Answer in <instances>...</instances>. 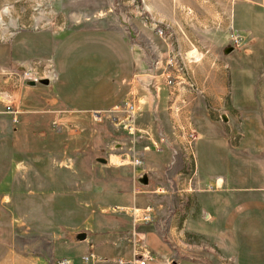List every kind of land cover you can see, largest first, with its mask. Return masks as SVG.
Returning <instances> with one entry per match:
<instances>
[{"label": "crops", "instance_id": "0c3cea01", "mask_svg": "<svg viewBox=\"0 0 264 264\" xmlns=\"http://www.w3.org/2000/svg\"><path fill=\"white\" fill-rule=\"evenodd\" d=\"M81 2L76 10L79 14L74 15V19L89 17V22L85 21L64 32L44 28L21 29L12 33L8 40L0 41V68L17 70L22 67L21 65L35 60H44L52 64L55 74L53 82L46 86L41 85L43 91L40 94L39 92L33 93L29 103L25 104L26 108H23L22 101L23 88L26 85L16 87L15 80L12 78L1 81L2 89L7 93H12L15 87L18 89L15 90L16 123H13L12 115L7 113L5 107L0 104V152L6 145L5 139L13 142L17 131L15 126L23 127L20 132L24 133L27 132V129L31 131L46 129V127L52 128L53 123L62 127L66 119H72L71 122L77 121L80 117L85 118V113L90 111H111L123 102L130 85L138 94L144 96L141 87L135 82L138 75L146 72H159L163 66L165 68L168 60L164 62L163 66L157 67L156 64H159V60L166 52L169 59L172 54L169 49L172 46V41L167 34L166 37L160 38L155 33L163 44H158L159 41L154 44V41L151 40L150 30H142L146 25L143 24L140 14L149 9L144 3L140 7L124 9L125 11L122 12L119 9L115 10L114 0H82ZM126 3L132 7L133 0H128ZM134 10H137V13L132 15ZM127 14H131V18L135 19L129 22ZM138 22L141 23L142 29L137 25ZM133 27L136 31L133 30ZM226 68H228L227 72L224 71ZM208 72L206 83L209 93L203 98L194 97L188 105L187 114L193 118L191 121L201 116L218 130L225 131V139L228 142H230L229 139L234 141L237 138V144L233 146L235 149L238 147V142L245 139V136L235 129L237 114L234 115L231 110L237 111V109L232 107L230 110L227 106L225 108L230 91L228 59L224 66L212 64ZM258 88L259 86L255 83L254 97L255 101H259V104L262 105L261 101L264 95L261 88L259 93ZM231 97H229L230 102ZM143 99L145 100L144 110L138 119V126L149 130L150 139L157 144V147H150L151 143L143 140L140 143L139 151L143 153L144 157L147 152L165 150L171 157V161L164 165V169L160 173L159 182L153 188L144 189L136 186L134 179L140 173L138 170L131 171L132 194L134 198L139 196L141 201L138 204L134 200L132 205L120 207L142 209L151 206L154 209L153 221L148 225H140L136 229L137 233L142 234L144 243L152 254V259L146 264H264V255H256L254 252L245 257H241L238 253L234 263V259L222 254L217 246L218 241L214 240L211 234L205 236L190 228L191 220L198 219L201 212L199 194L210 190L212 195H236L238 199H241L246 194L264 191H258V189L264 188L243 186V180L232 182L230 179L220 177L213 179L206 175L196 177L195 142L192 143L194 157V173L191 177L194 180L192 190L189 186L190 188L183 189V194H178V197L175 195L162 197L154 193L157 185H165V177L162 173L168 169L174 170L177 176L182 177L184 186L187 183L190 185L192 179H188L183 174L185 171L184 162L190 159V153L185 148L184 140L177 129L172 127L170 131H167L162 125L161 117L167 114L166 95L162 110H160L159 92L155 108L151 104V95H147ZM205 102L213 105L211 109L206 106ZM214 108H220L217 111V116H215ZM211 110L213 111L211 112ZM223 115L228 118L226 123L216 120ZM9 121L13 128H9ZM71 122L68 121L67 124L70 125ZM53 130L56 133H61V129ZM83 133L77 134L68 131L67 135L79 142L83 139L82 137L80 139ZM40 135L45 136V133L41 132ZM91 136L89 135L87 138L91 139ZM55 142L59 144V148L51 147L50 150L46 148L45 152L55 159L60 158L58 165L67 170L69 174L80 178L77 195L80 197L78 206L81 209L79 211L75 209L77 223L57 226L48 231L36 225L35 219L30 222L29 217H36L35 212L28 208L20 210V207L14 204L13 197L15 189H22L20 195L24 197L23 201H25L26 197L36 193L33 189L34 185L37 190H42L41 185L48 184L46 179L41 176L44 160L39 156L40 152L29 153L27 159L14 157L15 154H13L6 173L0 176V264H57V261L61 259L67 260L69 264H119V260H123L124 264H129L133 258L130 245L133 232L132 220L124 212H104L109 210V207L102 206L99 200L102 194L110 191L111 184L99 181L100 183L95 185L92 174L97 168L98 174L102 175L110 170L116 171L122 167L131 166L128 164L104 165L98 163L96 159L81 163L79 160L82 155L76 147L72 149L70 145L60 143V141ZM92 144L94 145V140ZM90 146H92L91 143ZM144 146H148L149 151L144 152ZM60 148H63L61 154L58 152ZM67 148H71L72 153L76 151L74 159L67 156ZM257 148L264 150L263 146ZM92 149L94 152L95 149L93 147ZM251 151L254 153V150ZM112 157L121 159L119 156L112 155ZM1 167L0 161V170ZM30 172L31 175L27 177ZM115 177L117 175L112 174V178ZM104 178L111 180L110 176H104ZM60 182L67 184L66 179L62 177ZM254 182L257 183L258 179L255 178ZM85 184L89 185L84 186ZM102 184L105 185L103 193L100 190ZM234 184L239 186L235 187ZM233 199L232 197V202H234ZM24 203L22 204L24 205ZM248 205L254 207L256 204L249 201ZM100 214H117L119 217L102 221ZM228 217L226 208L212 219L215 232L226 230L225 220H228ZM79 232L86 233L85 241L72 242L69 237L70 233ZM249 247L252 250L255 249L254 245H249ZM60 248L61 251L63 248L62 252H59ZM60 253L62 256L59 257ZM89 254H92L94 259L85 262L83 257Z\"/></svg>", "mask_w": 264, "mask_h": 264}, {"label": "rangeland", "instance_id": "374dc122", "mask_svg": "<svg viewBox=\"0 0 264 264\" xmlns=\"http://www.w3.org/2000/svg\"><path fill=\"white\" fill-rule=\"evenodd\" d=\"M81 1L0 0V41L8 40L12 33L21 29L44 28L64 32L74 26L81 25L85 21L89 22V17L74 19V15L79 14L76 10L79 4L82 3ZM127 1L114 0L115 10L119 9L123 12L124 9L128 10L135 6L140 7L144 3L149 9L144 10L143 15H150L149 17L152 18L153 22L158 23V26L165 29V34L172 41V46L169 48L172 53L170 56L177 55V59L183 68V78L186 82L194 84L195 91L191 95H187L190 101L196 96L203 98L209 93L206 79L212 64L224 66L229 54L233 52L231 57L233 55L237 56L240 64H237L238 70H235L231 65L229 72L230 91L228 89L225 108L228 107L231 110L234 107L237 109V111L231 110L234 115L237 114V126L232 125V127H235L241 135L245 136V139L240 140L238 147L234 149L233 146H236L237 138L234 141L229 139L230 142H228L225 139V131L218 130L204 117L195 118L192 123L198 137L194 143L196 177L206 175L211 176L213 179L216 177L230 179L232 182L243 180L244 184L242 185L245 187L264 188V150L257 148L258 146L264 147V98L262 97V105H260L254 97L255 83L259 86V93L261 88L264 95V65L261 68L258 65L260 73H256L254 76V74L245 71L247 64L244 60V57L247 58L253 52H255L257 59L259 58L261 53L259 54L255 46H260L264 57V0H133L132 7L129 4L127 5ZM136 13L137 10H134L132 15ZM71 17H73V20L70 19ZM126 17L129 22L135 19L131 18V14H127ZM137 25L142 29L141 23L138 22ZM133 30L136 31L134 27ZM142 30H150L151 40L154 41V44L157 41L160 42L158 44H163L149 25H146ZM233 37L238 38L237 44L232 41ZM229 47H232L233 50L228 54H224V50ZM167 55L166 52L162 56L159 64H156L157 67L163 66L164 62L168 60ZM162 70H164V66L158 73ZM224 71L227 72L228 68ZM174 74L176 72L171 73V75ZM16 89L18 88L15 87L11 94L16 96ZM41 91H43V88L38 83L33 87L24 86L22 94L23 108H26L25 104L29 103L33 93L39 92L40 94ZM158 92L160 95V110H162L166 91L163 87H160ZM230 96H232V103L230 102ZM205 104L210 109L213 106L207 102ZM219 109H213L215 116L218 115L217 111ZM190 118L193 120L192 117ZM216 120L221 123V119L216 118ZM68 121L71 122L72 119L64 121L65 124L61 127V133H56L51 127L31 131L27 129V132L22 133L20 131L23 127L20 125L15 126L17 131L13 142L5 139L6 145L3 146L4 148L0 152L2 164L0 176L6 173L13 154H15L14 157L27 159L29 153L40 152L39 156L44 160L41 176L46 179L48 184H42V190H37L34 185L33 189L36 193L26 197L25 201H23L24 197L20 195L22 189H15L13 202L20 207V210L24 208L32 209L36 217H29L30 222L35 219L34 223L36 225L48 231L57 226L77 223L78 218L75 209L78 211L81 209L78 206L80 197L77 195V192H79L77 185L80 178H76L60 167L58 165L60 158L55 159V157L45 152L48 149L50 150L51 147L53 149L59 148V144L55 141L70 145L72 149L76 147L82 155L79 160L81 163L89 160L93 161L94 159L100 163L98 159H104L106 160L104 165H112L113 163L110 162V159L114 158L112 155L119 156L128 162L125 155L131 157V151L134 148L136 152L143 154L139 151L141 144L134 145L130 137L125 133L115 131L108 122L96 125L91 123L88 117H80L77 121L71 122L70 125L75 130L83 129L84 131V133L82 131L84 135L80 136V139L81 137L83 139L78 142L77 139L69 138L67 135L70 126L67 124ZM161 121L167 131L174 127L172 119L167 114L161 117ZM8 124L9 128H13L10 121ZM41 132H44L45 136H41ZM74 133L78 134L79 131H74ZM89 135H92L94 139L92 136L91 139H88ZM93 140L94 145L92 144ZM90 143L92 146H90ZM92 147L95 149L94 152H92ZM71 148H67V156L73 158L76 151L72 153ZM251 150H254V153ZM61 151H63V148H60L58 152ZM190 152L193 155V150ZM143 160L149 178V184L144 189H150L159 182L160 173L163 171L164 165L171 161V157L165 150H156L145 153ZM184 167L183 174L188 179H192L194 159L190 157L186 160ZM131 171L135 172V169L122 167L119 170H110L99 175L98 168L95 170V173L92 174L95 185L104 181L111 184L110 191L100 196L99 201L102 206H108L110 209L132 205L134 200L138 204L140 203L141 198L139 196L134 198L132 194ZM112 174H116L117 177L112 178ZM162 174L165 177V185H157L158 188L164 189V192L158 194L159 196L168 195L173 197L175 195L178 197V194H183V189H189V186H191V190L193 188V179L190 185L187 183L184 186L181 180L182 177L177 176L174 170L170 171L168 169ZM30 175L31 172L27 174V177ZM104 176H110L111 180H105ZM61 177L66 179L67 184L60 182ZM255 178L258 179L257 183L254 182ZM88 185L85 184L84 186ZM102 186L100 190L103 193L105 185L102 184ZM136 186L138 185L136 184ZM238 186L235 185V187ZM223 196L224 199H222ZM232 197L234 202H232ZM198 199L201 212L198 219L191 220V229L205 236L211 234L213 239L218 241L217 246L222 254L234 259V263L238 253L241 257L252 255V252L256 255H264V191L249 193L238 199L236 195H212L208 190L199 194ZM249 201H253L256 205L254 207L249 206ZM23 202H25L24 205ZM226 208L229 214L228 220H225L226 230L215 232L212 219ZM100 215L102 221L119 217L117 214ZM205 216L208 218L205 219ZM249 245H254L255 249L252 250ZM58 256L60 257L62 254L60 253Z\"/></svg>", "mask_w": 264, "mask_h": 264}, {"label": "built area", "instance_id": "2783aa9c", "mask_svg": "<svg viewBox=\"0 0 264 264\" xmlns=\"http://www.w3.org/2000/svg\"><path fill=\"white\" fill-rule=\"evenodd\" d=\"M150 15L140 14L143 18L145 25H149L152 30L155 31L156 35L160 38L166 37L165 29L158 26V23L152 21ZM148 21L147 23H145ZM232 41L238 43V38L233 37ZM23 71L19 72L17 70H8L0 68V104L5 107V111L12 115L13 123H16V96L11 93H7L2 89L1 81L6 78H12L15 80L16 87L25 85L26 82L32 81L38 83L40 80H47L48 83L55 80V74L53 66L48 61L35 60L26 65H21ZM182 66L180 65L177 55H171L166 63L164 70L160 73L153 71L152 73H147L145 75H138L135 78V82L141 87L144 92V96L138 94L133 86L130 85L129 90L126 94L123 102L115 107L111 111H90L85 113L91 123L102 124L104 122L110 123V125L115 129V131L125 133L130 137L132 143L136 145L135 139L138 136H143L144 141L151 143L153 147H157V144L150 139V132L148 129L140 128L138 126V119L143 113L145 100L143 99L147 95H151L152 107L155 108L158 99V90L160 87L166 89V111L168 116L173 121V129H177L179 135L184 140L185 148L190 152L192 150V143L197 140V135L193 129L192 121L190 115L187 114L188 105L190 104V99L187 95H191L194 91V84L191 82H186L183 78ZM172 72L176 74L171 75ZM52 128L57 130L61 129L56 123L52 124ZM69 131H79L80 133L83 129L73 128L69 126ZM143 151H149L148 146L143 147ZM190 157H193L190 152ZM125 159L128 162L123 164H128L133 169L138 170L139 173L146 172L143 163V154L137 153L134 149L131 151V157L128 156ZM125 161V160H124ZM164 189L156 188L154 193L160 194ZM104 212H124L128 214L132 220L133 232L130 239V245L132 249V260L129 264H146L147 261L152 259V254L150 250L146 247L142 234L137 233L136 229L140 225H148L153 221L154 209L151 206L138 209V208H111ZM94 259L92 254L83 257L85 262ZM119 264H124L123 260L118 261ZM57 264H69L65 259L57 261Z\"/></svg>", "mask_w": 264, "mask_h": 264}, {"label": "water", "instance_id": "95a60500", "mask_svg": "<svg viewBox=\"0 0 264 264\" xmlns=\"http://www.w3.org/2000/svg\"><path fill=\"white\" fill-rule=\"evenodd\" d=\"M232 50H233V48L232 47H229V48H227V49L224 50V54H228ZM23 70H24L23 67L17 68V71H19V72H22ZM35 84L36 83H34L32 81H29V82H26L25 83V85L31 86V87L35 86ZM38 84L46 86V85H48V81L47 80H40V81H38ZM220 119L223 122H227V117L225 115L221 116ZM143 140H144V137L143 136H138L135 139V143L136 144H140V143L143 142ZM98 161L100 163H102V164H105L106 163V160H104V159H98ZM134 181H135V183L139 187L145 188L149 184L148 174L147 173L140 174L139 176L135 177ZM204 218L207 219L208 217L205 216ZM69 237H70V239H71L72 242H74V243H80V242L85 241V239H86V233H84V232L70 233Z\"/></svg>", "mask_w": 264, "mask_h": 264}, {"label": "trees", "instance_id": "16d2710c", "mask_svg": "<svg viewBox=\"0 0 264 264\" xmlns=\"http://www.w3.org/2000/svg\"><path fill=\"white\" fill-rule=\"evenodd\" d=\"M255 49H257V51L259 52V58L257 59L255 52L252 53L251 51V55L248 56L247 58L244 57V60L246 61L247 67H245V71L247 73H251L252 75L254 74V76L256 75V73H260L258 70V65L260 66V68L264 65V57H263V52L260 50V46H255ZM252 50V49H251ZM233 53V52H232ZM231 53V54H232ZM231 54H229V57H227L229 64H230V68L231 65H233V68H235V70H238L237 64H240L239 59H237L236 55H233L231 57ZM240 56V55H239ZM241 56H245V55H241ZM249 59V60H248ZM242 71V70H241ZM242 73V72H240Z\"/></svg>", "mask_w": 264, "mask_h": 264}, {"label": "bare ground", "instance_id": "6f19581e", "mask_svg": "<svg viewBox=\"0 0 264 264\" xmlns=\"http://www.w3.org/2000/svg\"><path fill=\"white\" fill-rule=\"evenodd\" d=\"M110 162L113 164L120 165V164L125 163L126 161H124L123 159H120V158L117 159L114 157L113 159L112 158L110 159Z\"/></svg>", "mask_w": 264, "mask_h": 264}]
</instances>
